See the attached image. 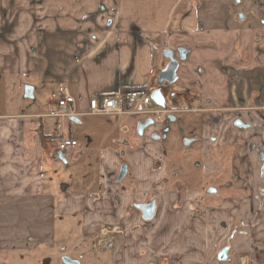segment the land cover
Instances as JSON below:
<instances>
[{"label": "crops", "instance_id": "1", "mask_svg": "<svg viewBox=\"0 0 264 264\" xmlns=\"http://www.w3.org/2000/svg\"><path fill=\"white\" fill-rule=\"evenodd\" d=\"M192 1L0 0V249L76 228L115 238L114 264H214L224 249L264 264V27L234 0ZM185 47L162 139L134 132L144 115L89 113L93 96L156 90L165 50ZM23 83L45 100L24 104ZM64 89L75 102L55 116ZM53 135L79 140L66 163ZM152 201L146 221L136 204Z\"/></svg>", "mask_w": 264, "mask_h": 264}, {"label": "flooded vegetation", "instance_id": "2", "mask_svg": "<svg viewBox=\"0 0 264 264\" xmlns=\"http://www.w3.org/2000/svg\"><path fill=\"white\" fill-rule=\"evenodd\" d=\"M234 4L237 6H245L248 8L245 11H239L237 13L238 20H240L241 22H245L246 19L248 18V16L252 15V13H251V6H252L251 2L249 0H234ZM260 24L264 27V17L260 19ZM188 53H187V55H188ZM177 54L178 55L176 56V53L174 52L175 57L179 59V50H178ZM158 109H159L160 113L163 114V119H157L155 116H147L146 119L144 120V122L147 121L148 119H152L153 123L150 126H148L146 129L157 126V130L152 134V138H153V136H157L158 139H162L163 136L165 135V130L169 126V123L175 121L176 118H175L174 114H172V112L167 109L166 105H165V107L160 106ZM145 130H144V132H145ZM119 175H120V173H119ZM117 181H118V178H117ZM118 182H120V181H118ZM153 204L155 206L153 217L148 218L147 216L149 214V209H150L149 207H150V205H153ZM136 207H138L141 210V212L143 213V218L146 221H151L156 215V203L154 201H152L148 204H143V205L136 204ZM72 231L74 234V235H72V238H74V239L78 238V241L83 240V238L84 239L88 238L90 240V241L88 240L89 242H94L95 240H97V239L99 240V238H102V240H100V242H101L100 244L104 246L103 249L107 248L109 245L113 246V244H114L115 238H113L110 235H106V234L102 235L101 234V235H94V236H84L81 234V231L76 229V228L73 230H66L61 235H58V236L60 238L61 237L64 238V237H67V234H68V237L70 238L71 236H69V234ZM79 236H81L82 238L79 239L80 238ZM57 240L58 239H56V242L54 245H47L48 248L45 251V254L42 252H39V251H35V249L37 247V246H35V247H31V248L27 249L26 252H24L23 254L20 255V256L24 257L23 260H19V261L0 260V264H93V261L90 259L91 257L88 255V253H90L91 249L86 250V251H82L80 249H77L76 247L73 248L72 245H68L69 243L63 244V245L55 248ZM105 242H106V244H109V243L110 244L106 246ZM221 251H223V250H221ZM220 252L217 254V258L219 259L220 264H230L232 262V254L230 252H228L227 253V259L223 260V255L221 258L219 257ZM38 253H40V254H38ZM40 255H41L40 260H36V258L39 257ZM111 263L114 264L113 261H111Z\"/></svg>", "mask_w": 264, "mask_h": 264}, {"label": "built area", "instance_id": "3", "mask_svg": "<svg viewBox=\"0 0 264 264\" xmlns=\"http://www.w3.org/2000/svg\"><path fill=\"white\" fill-rule=\"evenodd\" d=\"M155 89H133L125 93H116L112 95H97L90 100L89 113L93 115H119V114H138L146 116H155L157 119H163V114L159 111L157 105L152 99V93ZM63 97L58 101V107L67 112H55V116H66L72 110V104L75 98L63 90ZM50 145L57 151H69L77 147L79 140L70 138L66 135H53L49 138Z\"/></svg>", "mask_w": 264, "mask_h": 264}, {"label": "rangeland", "instance_id": "4", "mask_svg": "<svg viewBox=\"0 0 264 264\" xmlns=\"http://www.w3.org/2000/svg\"><path fill=\"white\" fill-rule=\"evenodd\" d=\"M215 1L217 0H211V3H214ZM251 4H252V8H251V13H252V16L254 17V19L256 20V22H259L260 23V19L264 17V0H250ZM195 7L200 5L201 4V1L200 0H193L191 2ZM216 4V2H215ZM230 4V3H229ZM232 5V4H231ZM232 11L234 12V10L232 9ZM232 12V13H233ZM236 21V20H235ZM261 25V24H260ZM262 26V25H261ZM231 31V30H229ZM26 84H22L21 85V93H20V99L22 100V102H24V104L26 103H34L36 102L37 100L40 102L44 101L45 98L43 97V93L42 91H40L39 88L36 89V93H35V97L33 99H30V98H25L24 97V88ZM142 120H144L146 118V116H142L141 117ZM137 127H138V124L136 125L135 124V128H134V132L136 131L137 132ZM67 158L69 159L70 158V153L68 152L67 153ZM70 160V159H69ZM58 164H61L60 162H58ZM62 165V164H61ZM63 166V165H62ZM96 168V170H95ZM73 171L76 172V178L80 177L81 178L82 176L85 177V181L84 183L87 182V180H90L92 179V181H98L101 177H100V170L97 166L95 165H92L91 167L89 166H82V165H74L73 166ZM72 235L73 234V231L70 232L69 236H71L70 238L68 237V234H67V237H64V238H60L59 236H57V243L55 245V248L63 245V244H66V243H69L68 245H72V247H76L77 249H80L82 251H86V250H89L91 249L90 253H88V255L91 257L90 259L93 261V264H112L111 261H113V256L115 255V245H109V244H106L105 242V245H109L107 248L103 249V245H101L100 243V240H102V238H99V240H95L94 242H89L90 240L87 238V239H84L81 240V241H78V238L77 239H74L72 238ZM81 239L82 237L79 236ZM89 240V241H88ZM48 245V244H47ZM47 245L46 244H41V245H38L35 249V251H39V252H42L45 254V251L47 250ZM29 249V248H24V247H21V248H6V249H0V260H7V261H19V260H23L24 257L23 256H20L21 254H23L24 252H26V250ZM40 254V253H38ZM41 258V255L39 257L36 258V260H40ZM215 261L217 264H219V259L217 257H215ZM215 261H214V264H215Z\"/></svg>", "mask_w": 264, "mask_h": 264}, {"label": "water", "instance_id": "5", "mask_svg": "<svg viewBox=\"0 0 264 264\" xmlns=\"http://www.w3.org/2000/svg\"><path fill=\"white\" fill-rule=\"evenodd\" d=\"M189 52V50L187 48H180L179 49V59L175 57L174 55V51L171 49H166L164 52V55L166 57V59L169 61L168 65L166 66L165 69L160 70L158 72V88L156 90H154V92L152 93V99L154 100V102L161 106V107H165L166 105V99L165 96L163 94L164 88L163 85L165 83L168 84H173L176 79H177V70L179 68V63L180 60H185L187 57V53ZM25 97L27 98H32L33 97V87L32 86H26L25 88ZM153 123L152 119H148L145 122H140L138 125V133L140 135H143L144 130L150 126ZM154 139H158L157 136H153ZM57 158L59 160H61L62 162L66 163V152L65 151H61L57 154ZM128 172V167L127 165H123L120 171V175L118 177V181H121L127 174ZM264 172V169H263ZM149 214H148V218L153 217L154 214V204L150 205L149 207ZM227 249L223 250L220 252L219 257L221 258L223 255V260L227 259Z\"/></svg>", "mask_w": 264, "mask_h": 264}]
</instances>
